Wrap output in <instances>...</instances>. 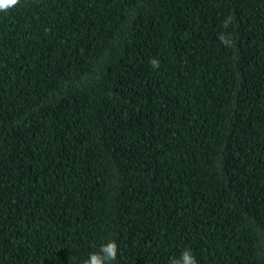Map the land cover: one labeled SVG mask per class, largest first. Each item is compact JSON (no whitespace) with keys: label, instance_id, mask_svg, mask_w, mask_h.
Segmentation results:
<instances>
[{"label":"trees","instance_id":"1","mask_svg":"<svg viewBox=\"0 0 264 264\" xmlns=\"http://www.w3.org/2000/svg\"><path fill=\"white\" fill-rule=\"evenodd\" d=\"M109 239L115 264H264V0L0 10V264Z\"/></svg>","mask_w":264,"mask_h":264},{"label":"clouds","instance_id":"2","mask_svg":"<svg viewBox=\"0 0 264 264\" xmlns=\"http://www.w3.org/2000/svg\"><path fill=\"white\" fill-rule=\"evenodd\" d=\"M18 0H0V10H7L9 7L16 5ZM155 65L157 62L152 60ZM118 248L114 240H107L100 245L97 251L90 252L88 257L81 264H115ZM169 264H198L195 254L190 248H184L179 256H173Z\"/></svg>","mask_w":264,"mask_h":264}]
</instances>
